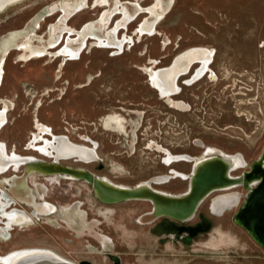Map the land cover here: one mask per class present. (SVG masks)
Returning a JSON list of instances; mask_svg holds the SVG:
<instances>
[{"label":"rangeland","instance_id":"rangeland-1","mask_svg":"<svg viewBox=\"0 0 264 264\" xmlns=\"http://www.w3.org/2000/svg\"><path fill=\"white\" fill-rule=\"evenodd\" d=\"M60 1L19 0L1 10L0 58L11 33H18V39L29 31L36 41H48L50 25L58 23L62 15L61 8L49 7ZM135 1L146 7L155 0H121L132 18L116 29L120 38L131 36L120 48L98 47L88 38L77 57L63 59L47 53L18 60L17 49L6 55L0 109L2 97L11 103L7 102V121L0 129V140L8 150L50 160L51 156L29 146L37 116L74 144L90 145L88 139L96 142V159L69 158L62 159L63 163L85 167L124 185L169 176L170 168L188 174L191 160L165 163L166 150L197 157L208 147H217L244 158V165L231 170L232 174L246 169L264 148V0H173L156 29L142 32L139 39L136 26L149 17L144 11L135 13ZM94 2L86 0L64 21L78 30L103 12V6L93 7ZM168 2L164 0L163 5ZM121 19L116 12L110 28ZM72 32H61L55 47L63 45ZM192 47L213 49L209 65L216 77L207 71L186 82L198 66L194 63L180 77L181 89L173 95L185 103L179 109L170 106L150 85L142 66L150 65V59L157 60L152 63L156 67L167 66L173 57ZM113 115L121 118L124 127L107 121ZM12 173L10 168L0 174L1 187L6 188L5 178ZM163 181H153L152 186L177 193L187 188L188 177L173 175ZM28 182L43 183L33 184L36 195H44L61 210L69 208V215L57 210L33 222L13 225L7 234L0 235V254L43 247L71 260L89 258L95 264H106L110 252L116 253L120 264H234L251 254L264 253L231 218L244 195L242 186L232 189L239 195L238 202L218 214L209 207L217 191L210 193L188 222L205 214L213 220L212 226L184 241L174 231L158 227L161 217L147 223L137 221L138 215L151 208L146 199L104 203L84 179L59 176L49 180L37 175ZM14 206L18 204L12 203ZM76 207L83 210L84 218L77 215ZM101 235L111 239L110 244ZM217 239L222 243L212 245Z\"/></svg>","mask_w":264,"mask_h":264},{"label":"bare ground","instance_id":"bare-ground-1","mask_svg":"<svg viewBox=\"0 0 264 264\" xmlns=\"http://www.w3.org/2000/svg\"><path fill=\"white\" fill-rule=\"evenodd\" d=\"M17 1L19 0H9V2L3 8H1L0 11L3 10L7 5ZM163 1L164 0H155L146 7H143L139 2L136 1L133 3L134 11L137 15L144 11L146 13V16L149 17V18H144L142 23L136 26L137 29L135 31V35L137 36V39H139L140 34L142 32L149 31L151 33V31L156 29L157 23L161 19H163L165 13L168 12L169 6L173 0H169V2L166 3L165 5H163ZM85 2L86 0H75V1L63 0L60 1L59 3L57 2L54 3L49 7V9H55L56 7L61 8L62 15L59 18L58 23L56 24L52 23L50 25L48 41L42 38L41 40L36 41L35 38H33L32 33L29 31L27 32L25 31L26 33L21 35L18 39L16 38L18 36L17 35L18 33L17 34L11 33L9 38L6 39L5 45L1 53L0 87L2 84L3 73H4V62H5L4 58L12 49L18 50V54H19L18 60H29L34 57H40L47 53L54 55L59 54L63 56V59H65V57L67 56L77 57V54L79 53L81 47H83L84 43L87 42L88 38H91L93 45H98V47L99 45H104V47L115 46L120 48L122 45H124L126 41H131V36H128L127 34H124L121 38L116 34L117 27L125 25V23L130 18H132V14L128 12L127 6L123 5L121 3V0H112V1L95 0L93 7L103 6L104 8L101 15L97 16L95 19L87 21L78 30L73 27H70L68 23L64 21V19L69 14H71L75 9L77 10L78 8L84 6ZM116 12L121 14L122 19L120 22L116 24L114 28L111 29L110 19H112L113 15ZM97 30L102 31V33H98ZM63 31L65 32L73 31V32L69 33V35L66 38V42L63 45L56 48L55 44L59 40L60 34ZM132 39L135 40L134 36L132 37ZM212 55H213V49L211 48L192 47L176 55L175 63L171 67H169L170 63L167 66L156 67V65L152 63H156L157 60L150 59L151 60L149 63L150 65L142 66V68L145 70V72L148 75V80L150 85L158 91L159 95L161 97H164L170 106L182 109L185 106V103L173 99L174 98L173 95L177 94L181 89V87L178 85L180 77L184 74H187L194 63H198V66L196 67L193 76L186 82L193 81L202 73L204 72L206 73L207 71L210 72V75L212 77H216L215 73L213 72V70L209 65V62H211L212 59ZM190 61L192 63H190L188 66V63ZM184 68H187V70L175 77V73ZM1 102H2V108L0 109V129L4 126V124L7 121V111L9 110L8 109L9 106L7 105V102L10 101H8V99H3L2 97ZM113 116L114 117H111L107 121L112 123L115 122L119 126L124 127V123L121 120V118L118 115H113ZM33 126L35 128V131L32 132V138L29 141V146L38 150L42 154L58 159L59 162H62L61 161L62 159H69V158L77 161L78 160L90 161L98 157L96 142L92 141V139L91 140L88 139L90 141V145L74 144L73 142H71L68 136L64 134L55 133L49 125L43 123L37 116H35L33 119ZM45 134H49V135L46 136ZM206 152H204L200 156L192 157L187 154L174 155L170 151L166 150L164 162L170 163L171 161L184 158V159H190L191 162L193 163L195 160H197L198 158H202L205 155L219 153L221 155L227 156V158L231 161V163L234 164L233 169L242 166L245 163L244 158L239 153L227 154L222 152L217 147H208ZM34 158L37 157L32 154H21L18 153L15 149L8 150L5 141L0 140V174L4 173L10 168H12L15 172L10 175H7V177L5 178V184L7 185L6 188L1 187L0 185V235L7 234L9 228L12 227L13 225H23L26 223L33 222L34 219L36 220L37 217H40L42 215H49L51 213L56 212L57 210L62 212V214L64 213L66 215H69V208H65L61 210V208L60 207L58 208L56 204L48 201L44 195L42 196L38 195L40 199H37L36 193L34 192L33 189L29 187L28 185L29 178L36 177L37 175L40 176L42 174L38 172L29 173L27 176L25 174H21L23 167L25 165L24 161L26 159L30 160ZM20 167L22 168L21 172L17 174L16 171ZM230 173L232 172L230 171ZM169 174H170L169 176L168 175L160 176L158 180L142 181L138 183H148L151 187H153L152 186L153 181H159L160 183V181L162 182L163 180H167L169 177L173 175L188 177V174H183L173 168H170ZM24 175L26 176L27 181L24 180L25 177ZM42 176L46 177V179L49 180L52 179L58 180L59 176L68 179H73L70 175H62L58 173H47ZM32 183L34 185L37 184L36 182H32ZM236 186L229 187L223 190H217V192H215L216 194L212 195L211 197L210 206H209L210 211L218 214L221 211L230 208L232 205L236 204L239 200V195L237 192L232 191V189L236 188ZM12 203L18 204L19 207L18 206L12 207ZM75 210L77 215L81 219L84 218L83 210H81L78 207H76ZM139 219L140 221L137 220L139 223H147V222H141L143 219L141 215ZM104 238L108 242L107 245L110 244L111 239L105 236ZM40 250H50V249L43 247H23V248L12 249L6 253L0 254V264H13L15 261H18L20 257H22L21 256L22 254L27 252L40 251Z\"/></svg>","mask_w":264,"mask_h":264},{"label":"water","instance_id":"water-1","mask_svg":"<svg viewBox=\"0 0 264 264\" xmlns=\"http://www.w3.org/2000/svg\"><path fill=\"white\" fill-rule=\"evenodd\" d=\"M8 2L9 0H0V9ZM174 63L175 57L172 58L169 67ZM190 63L192 62L190 61L188 66ZM186 70L187 68H184L176 72L175 77ZM24 162L21 174L26 176L32 172L42 175L58 173L70 175L73 179H84L92 186L93 195L104 203L128 199L150 201L151 208L140 214L143 217L141 222H151L161 216L185 221L195 214L200 203L210 193L236 185L242 186L245 192L232 214V220L243 227L264 249V148L248 163L246 169L236 174L230 173L234 164L226 155L213 153L198 158L192 163L188 173L187 188L177 193L155 189L148 183L131 185L114 183L85 167L59 162L55 158L26 159ZM26 176L25 181H27ZM140 215L137 216L139 221ZM21 256L13 264H75L50 250L27 252Z\"/></svg>","mask_w":264,"mask_h":264},{"label":"flooded vegetation","instance_id":"flooded-vegetation-1","mask_svg":"<svg viewBox=\"0 0 264 264\" xmlns=\"http://www.w3.org/2000/svg\"><path fill=\"white\" fill-rule=\"evenodd\" d=\"M36 183L40 184L41 182H36ZM41 184H43V183H41ZM28 185L31 189L35 190L34 189L35 186L33 185L32 182H28ZM37 199H40V197L37 196ZM195 214H196V212H195ZM195 214L192 217H194ZM191 218H189V219H191ZM231 218H232V215H231ZM189 219H187L185 221H178V220H175L171 217L161 216L157 225L159 228H162L163 231H166V232L167 231H174L184 241H188L189 239L197 236L199 233L208 230L213 224V220L205 214L199 215V217L195 221H193L192 223L188 222ZM101 236H104V235H101ZM102 238L103 237H101V239ZM219 243L221 244L222 241L220 239H217V241H215V243H211V244L212 245H218ZM101 246H102V244H101ZM259 246L261 247L262 251L264 252V249L262 248V246L260 244H259ZM115 254L116 253L110 252V256H109L110 260L106 264H120L119 257ZM71 261H73L75 264H95L89 258H79L78 260H71Z\"/></svg>","mask_w":264,"mask_h":264},{"label":"crops","instance_id":"crops-1","mask_svg":"<svg viewBox=\"0 0 264 264\" xmlns=\"http://www.w3.org/2000/svg\"><path fill=\"white\" fill-rule=\"evenodd\" d=\"M175 192V191H172ZM243 256V255H242ZM249 258L240 260V262L236 261L234 264H264V253L261 254H251L248 256Z\"/></svg>","mask_w":264,"mask_h":264}]
</instances>
